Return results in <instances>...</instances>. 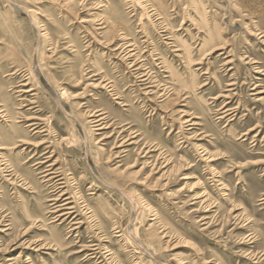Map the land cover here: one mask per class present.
<instances>
[{
	"label": "rangeland",
	"instance_id": "1",
	"mask_svg": "<svg viewBox=\"0 0 264 264\" xmlns=\"http://www.w3.org/2000/svg\"><path fill=\"white\" fill-rule=\"evenodd\" d=\"M0 264H264V0H0Z\"/></svg>",
	"mask_w": 264,
	"mask_h": 264
},
{
	"label": "bare ground",
	"instance_id": "2",
	"mask_svg": "<svg viewBox=\"0 0 264 264\" xmlns=\"http://www.w3.org/2000/svg\"><path fill=\"white\" fill-rule=\"evenodd\" d=\"M64 209H66V208L64 207Z\"/></svg>",
	"mask_w": 264,
	"mask_h": 264
}]
</instances>
